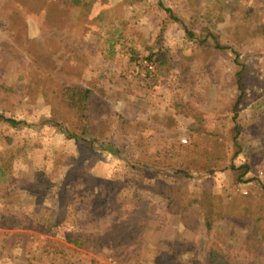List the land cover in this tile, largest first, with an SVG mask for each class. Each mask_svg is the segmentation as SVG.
<instances>
[{
  "label": "rangeland",
  "instance_id": "obj_1",
  "mask_svg": "<svg viewBox=\"0 0 264 264\" xmlns=\"http://www.w3.org/2000/svg\"><path fill=\"white\" fill-rule=\"evenodd\" d=\"M0 115V264H264V0H0Z\"/></svg>",
  "mask_w": 264,
  "mask_h": 264
},
{
  "label": "trees",
  "instance_id": "obj_2",
  "mask_svg": "<svg viewBox=\"0 0 264 264\" xmlns=\"http://www.w3.org/2000/svg\"><path fill=\"white\" fill-rule=\"evenodd\" d=\"M161 6H163V3L160 2ZM169 13L171 12L169 9H166ZM191 35V34H190ZM154 56V55H153ZM157 59H151L154 62H159L161 67L164 65L168 64L167 61V55L164 52H159L156 55ZM152 61V62H153ZM241 77V75H240ZM242 79L240 78V81ZM57 92L61 94L65 102L74 110L77 112H85L88 109V104H90L91 100L94 98V94L91 90L89 89H83V88H78V87H72V86H64L63 88L59 89ZM0 118H4L3 115H0ZM12 127H18L22 125V122L16 121L15 119H5ZM87 129H85L84 134H86ZM69 138H76L79 139L77 135H72L69 132ZM107 150L112 151L110 148ZM214 201V200H212ZM193 203V202H192ZM197 203V202H194ZM203 205V204H201ZM218 205L217 202L215 204L208 205V206H202L201 209L203 208L205 210V217H204V223L205 227L208 231L211 230L213 226V215L220 213V210L217 209ZM74 244H80L79 240L74 241ZM210 264H232L228 259L220 255L219 253L216 252H211L210 254Z\"/></svg>",
  "mask_w": 264,
  "mask_h": 264
},
{
  "label": "built area",
  "instance_id": "obj_3",
  "mask_svg": "<svg viewBox=\"0 0 264 264\" xmlns=\"http://www.w3.org/2000/svg\"><path fill=\"white\" fill-rule=\"evenodd\" d=\"M148 65V64H147ZM150 69H152V66L151 65H148Z\"/></svg>",
  "mask_w": 264,
  "mask_h": 264
}]
</instances>
